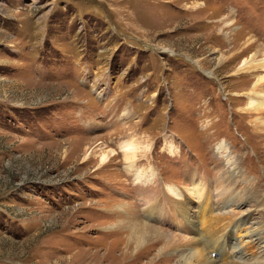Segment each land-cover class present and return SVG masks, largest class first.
<instances>
[{
    "label": "rangeland",
    "instance_id": "1",
    "mask_svg": "<svg viewBox=\"0 0 264 264\" xmlns=\"http://www.w3.org/2000/svg\"><path fill=\"white\" fill-rule=\"evenodd\" d=\"M252 35L264 43V0H0V264H176L161 245L135 255L125 228L184 236L169 210L223 264L201 220L264 214V140L245 112L264 68L237 74L255 51L235 45Z\"/></svg>",
    "mask_w": 264,
    "mask_h": 264
},
{
    "label": "bare ground",
    "instance_id": "2",
    "mask_svg": "<svg viewBox=\"0 0 264 264\" xmlns=\"http://www.w3.org/2000/svg\"><path fill=\"white\" fill-rule=\"evenodd\" d=\"M234 17L235 16L232 15V17L225 19L224 25L226 27H231V25H233V23L235 22ZM245 33L249 34L248 32ZM254 37L255 36L252 35L251 38H249L248 41L245 42V44L239 42L235 44L237 45L236 47L241 48L240 50L241 52H239L238 57L241 56V54L243 55L251 51H255V53L253 54L254 57L251 59V61H248L249 59L244 60L242 70L239 71V73L237 72V74L241 75V77L243 76L244 78L247 76L246 73L264 68L263 62L260 63L258 61L257 63L255 62L252 63L253 60L257 61L258 59H261V57H264V43L258 44L259 40L255 39ZM246 86L247 87L249 86L248 82L244 84V87ZM248 89L249 90L246 92V96L248 97L250 103H248V109H245L246 110L245 112H247V115L249 116V127L251 126L253 131H255L256 134L264 140V78L259 79L255 85L249 87ZM117 129L119 128H116V130ZM121 149L124 153L125 158H127V160H132L129 161V163L127 164L128 168L132 167L137 155L136 153L137 148L134 147L132 144H129L128 142L127 144H123ZM92 152L93 149L91 148L85 152L86 161L90 158ZM99 158L101 165H105L109 161V154L104 152L103 149H101L99 152ZM226 159L227 162L225 164V168L227 172L231 174V176L241 173L242 175H244V173H246L241 169V166L236 162V160L231 158L230 155L226 156ZM152 174L153 175L150 178V180H148L147 185H145L144 187L142 186L143 188L141 187V189H144V193L142 194L144 197L142 199V207L147 212L149 210L150 212L153 211V208L157 201L155 195L151 193L153 191H149V187H153L155 184H158L159 178L156 174L154 173ZM167 190L170 192H168L169 194L166 197L170 196V193L172 195H175L177 198L182 197V195L179 194L177 190H174V188L171 186L168 187ZM197 193H201L200 190ZM166 215H167V220L172 218L171 220L175 222L176 228L179 229V231H182L184 233V236L181 234L180 235L182 237L177 236L178 233H176L177 235H173L171 233L161 231L160 229L152 225H146L145 223H140V222H135L134 224H130L128 226L126 225L125 228L129 230L130 233L128 240L130 242L134 241L137 243V252L135 255L146 253V251L151 246L161 245L160 250L156 255V257L159 258V261L161 259L173 260L174 256H176L177 254L179 255V257L176 264H215L216 261L219 260V259L218 260L212 259L211 257L210 258L206 257L204 253L205 251L201 248L202 247L201 240L197 238L193 239V237H189L190 236L189 231L191 230L187 229L185 220L182 218L180 219V217L175 211L169 210L168 213H166ZM258 215H259L258 217H260L261 220L259 222H253L249 226L247 225L248 227L246 228H244V226L242 225L247 224L249 218H246V220H242V222H233L230 219L224 221V219L222 218L223 221H221L220 223H217L215 221L217 223L215 225L217 226L214 229L211 228V232L209 228H207L209 224L206 223V217H204V219L201 220V225L206 231L205 233L206 237L204 236L205 237L204 239L206 240L203 243L204 246L209 245L210 249L213 252L220 250V253H222L223 255V259L221 261L223 262V264H264V214L259 212ZM227 217L229 216L227 215ZM219 219H221V217H219ZM225 222L226 224H224ZM227 230H230V234L228 235L224 234V232ZM142 231L145 232L143 235H142ZM234 232H236L237 238L233 244H229L228 237ZM208 235L209 237L207 239ZM249 253L251 254L249 255Z\"/></svg>",
    "mask_w": 264,
    "mask_h": 264
}]
</instances>
